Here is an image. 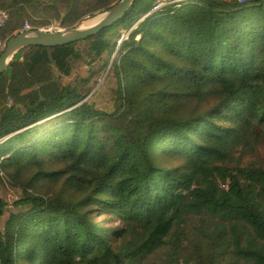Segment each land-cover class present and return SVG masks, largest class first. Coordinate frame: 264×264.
<instances>
[{
  "label": "trees",
  "instance_id": "trees-1",
  "mask_svg": "<svg viewBox=\"0 0 264 264\" xmlns=\"http://www.w3.org/2000/svg\"><path fill=\"white\" fill-rule=\"evenodd\" d=\"M117 1L0 0V53L25 22ZM28 48L0 75V181L18 191L0 264H264V0H134L85 40ZM104 53L112 110L71 82Z\"/></svg>",
  "mask_w": 264,
  "mask_h": 264
},
{
  "label": "rangeland",
  "instance_id": "rangeland-1",
  "mask_svg": "<svg viewBox=\"0 0 264 264\" xmlns=\"http://www.w3.org/2000/svg\"><path fill=\"white\" fill-rule=\"evenodd\" d=\"M112 1L115 2L116 0ZM84 19L86 20L88 18L86 17ZM58 22V25L55 23H52L51 25L58 28H66L65 24L61 20ZM46 27L48 26L41 28ZM77 47L82 50V52L86 53L87 42H81L77 44ZM33 50L34 49L32 48L23 49L16 55V58L21 59L23 56H28L33 52ZM106 57L107 53H104L102 59H100V61L95 64H89V58L87 56H85L84 61L75 62V72L74 75L71 76V82L77 87L78 92L84 95V100L92 102L99 108L112 110L116 104L114 89L117 86V81L113 70L110 68L111 62H109L106 69L103 68L102 64L104 63ZM263 151L264 150H261V153L264 155ZM4 179L0 181V199L7 202H12L16 199L18 191L11 187ZM2 218L0 217V226L2 224ZM99 220L100 219H98V221ZM153 261H155V257H151L144 264H153Z\"/></svg>",
  "mask_w": 264,
  "mask_h": 264
},
{
  "label": "water",
  "instance_id": "water-1",
  "mask_svg": "<svg viewBox=\"0 0 264 264\" xmlns=\"http://www.w3.org/2000/svg\"><path fill=\"white\" fill-rule=\"evenodd\" d=\"M134 0H119L110 9L102 13V18L89 26L77 25L71 28L46 31L26 29L9 38L0 53V75L5 73L16 55L28 47H56L70 44L97 34L117 23ZM56 25L58 21L54 22Z\"/></svg>",
  "mask_w": 264,
  "mask_h": 264
},
{
  "label": "built area",
  "instance_id": "built-area-1",
  "mask_svg": "<svg viewBox=\"0 0 264 264\" xmlns=\"http://www.w3.org/2000/svg\"><path fill=\"white\" fill-rule=\"evenodd\" d=\"M177 1H181V0H176V2ZM227 1H230V0H227ZM238 1H242V0H238ZM8 19H9V13L7 11H5V10L0 9V27L4 26L6 24V22L8 21ZM23 29L24 30L31 29V27H30L28 22L24 23V28ZM41 29L46 30V31H53V30H56V29H64V28H58V27H55V26L51 25V26H48L46 28H41ZM0 47H3V43H2L1 40H0Z\"/></svg>",
  "mask_w": 264,
  "mask_h": 264
},
{
  "label": "bare ground",
  "instance_id": "bare-ground-1",
  "mask_svg": "<svg viewBox=\"0 0 264 264\" xmlns=\"http://www.w3.org/2000/svg\"><path fill=\"white\" fill-rule=\"evenodd\" d=\"M88 19H84L82 22H81V24L80 25H82V26H89V25H92V24H94V23H96V22H98L101 18H102V15H97V16H94V17H91V18H89V17H87Z\"/></svg>",
  "mask_w": 264,
  "mask_h": 264
}]
</instances>
